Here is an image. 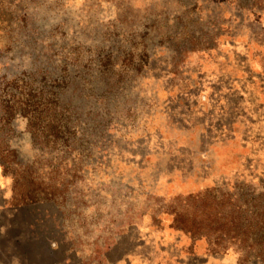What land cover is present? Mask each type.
I'll list each match as a JSON object with an SVG mask.
<instances>
[{"label":"rangeland","instance_id":"obj_1","mask_svg":"<svg viewBox=\"0 0 264 264\" xmlns=\"http://www.w3.org/2000/svg\"><path fill=\"white\" fill-rule=\"evenodd\" d=\"M212 187L264 192V0H0V264H241L171 226Z\"/></svg>","mask_w":264,"mask_h":264},{"label":"trees","instance_id":"obj_2","mask_svg":"<svg viewBox=\"0 0 264 264\" xmlns=\"http://www.w3.org/2000/svg\"><path fill=\"white\" fill-rule=\"evenodd\" d=\"M56 194L55 189H47L31 176L15 175L17 205L55 199ZM186 202L185 210L176 211L172 227L200 236L213 235V251L227 247V238H231L245 249L241 264L256 258L264 260V192L234 196L222 188L212 187L188 194Z\"/></svg>","mask_w":264,"mask_h":264}]
</instances>
